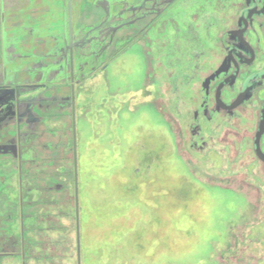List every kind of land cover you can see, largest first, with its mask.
<instances>
[{"label": "rangeland", "instance_id": "374dc122", "mask_svg": "<svg viewBox=\"0 0 264 264\" xmlns=\"http://www.w3.org/2000/svg\"><path fill=\"white\" fill-rule=\"evenodd\" d=\"M190 1L193 0L187 3ZM197 1L176 5L168 13L183 27L192 21V8ZM203 1L208 7L203 23L205 42H208L195 47L190 36L180 42L190 56L204 50L196 67V81L213 71L224 54L222 46L228 44L226 31L236 26L242 0ZM59 4L56 0L52 6ZM259 23L249 38L258 46V58L264 64V19ZM172 31V26L167 25L165 33L159 34L161 40L155 35L159 43L153 39L155 32H150L151 47L156 43L151 52L156 61L162 58L165 62L162 55L173 40ZM146 36L140 41L147 40L149 35ZM165 41L168 42L160 50ZM140 44H112L115 49L127 48V51L116 62L112 61L104 71L106 74H99L93 80L95 74L91 70L86 73L85 84L75 87L79 255L72 157L55 167L61 169L65 165L70 176L63 180L57 178V173L54 175L56 182L64 184V189L55 195V211L51 214L54 233L50 236L46 229L38 234L28 233L29 239L38 237L37 245L31 244L28 253L36 255L38 260H42V255H50L52 264H264V176L241 181L239 175L244 170L238 164V157L237 163L228 169L215 146L190 148L193 142L187 132L190 90H181L182 100L188 101L183 104L184 110L180 108L183 115L173 108L175 99L168 92L164 94L161 108L167 124L156 121L147 110L134 112L131 104L128 108L134 114H128L125 109L118 114V107L114 109L113 94L121 92L123 102L134 99V107L138 106L135 99L138 94L133 98L131 94L141 91L146 84ZM4 64L0 57V66ZM262 67L245 70L249 73ZM190 70L186 72L190 74ZM167 71L174 75L173 70ZM113 88L120 92H113ZM198 89L193 85L191 92ZM200 92L201 100L204 94ZM259 92L257 101L247 105L248 108L259 109L264 86ZM145 101L146 98L141 104ZM67 113L64 110L51 123L55 137V133L71 136ZM178 122L182 123L180 130ZM238 148L246 160V170L260 172L261 163L253 158L251 143ZM7 189L11 193L15 187L11 185ZM17 225L11 229L18 230ZM44 246H52L51 251L47 252ZM0 264H21V261L18 257H3Z\"/></svg>", "mask_w": 264, "mask_h": 264}, {"label": "flooded vegetation", "instance_id": "af4514ba", "mask_svg": "<svg viewBox=\"0 0 264 264\" xmlns=\"http://www.w3.org/2000/svg\"><path fill=\"white\" fill-rule=\"evenodd\" d=\"M0 1L3 4L5 0ZM15 1L9 0V3H12L10 14H12V8L15 9ZM129 1L131 0L125 2L127 4L125 7L128 8V15L122 14L120 18H117V15L113 16L115 12H112L110 13V16L113 17L112 20H108L109 17L104 16L102 20L96 18L92 22L90 21L89 26L85 23H83L85 25H82V23L78 25L82 31L90 33L97 31L96 39L98 40L93 46L90 43L82 44L79 40L73 38V44L77 41L79 49L82 50L78 49V52H74L72 60L65 50L54 56V58L57 57L56 60L45 59L44 61H39L40 58H37L32 66L37 67V69L50 71L49 75H45L39 82H34L32 78L26 75L20 76L14 71L15 61L20 56H18V52L12 43V40L14 41L15 39H11L8 42L7 30L16 27L17 29L14 32L18 33V38L20 37V32H23L33 39L40 36L43 37L42 33L46 30L42 28L38 30L30 25L22 26L15 20L10 21V17L8 19L10 14L4 15L5 21L3 23L0 22V57L1 64L5 63L1 65L2 67L0 66V258L18 257L21 264H52L50 255H42V261L38 260L36 255L33 257V253H28L30 245H37L38 239L36 236L34 239H29L28 233L35 231L38 234V231L46 229L50 232V236L53 235L54 227L52 224L54 218L51 214L55 211V195L64 189V184L56 182L54 175L57 173V178H62L63 180L70 176L69 169L65 165H62V170L55 167L60 161H70L71 157L75 188L77 256L79 255L75 87L79 88L80 84L82 86L85 84L88 78L86 73L94 70L93 80H95L97 75L107 73L104 71L107 70L112 61L116 62L118 58L122 57L127 48L123 51L115 49L112 47L114 43H128V45L141 43L140 49L143 54L142 58L146 75L144 88L137 93L131 94V98L138 94L135 98L138 103L137 107H134V99L123 102L122 92L118 95L113 94V107L114 109L118 107V114L124 109L129 112L128 114H134L133 110L128 108V105L131 104L134 112L147 110L156 117V121L160 120L167 124L166 116L163 115L164 111L161 107L162 101H164V94L168 92L171 95L170 97L175 99V101L173 100V108L177 113L181 107L184 110L183 104L189 101V113H187L189 115V126L187 127V132L189 139L193 138L190 148L200 150L205 149L207 146L210 148L215 146V150L217 149V152L225 159L228 169H232V166L237 163L236 158L238 157V164L244 170L242 173L239 172L241 181H245L243 178L246 177L258 180L264 176V112L262 111L264 97L260 98L262 102L258 110L247 107V105L252 106L257 101L260 94L259 90L264 86V64H261L258 58V46L250 41L249 35L247 40L251 44L252 52L245 50V48L239 49L237 42L230 40V32L237 28L236 20V26L226 31L227 41L231 42V44H223L224 54L219 59L215 69L196 81V67L199 65V61H202L204 50L201 53L196 52L193 57L187 54L183 50L184 48H181V43L186 35L190 36L191 43L195 47H199L202 42H208H205L206 32L203 26V23L206 22L204 21L205 12L208 10L206 2L203 0H193L189 3H187V0ZM195 1L198 3L192 8L194 9L192 21L180 27L176 19L168 13L169 10L176 5H191ZM254 1L257 9L260 7L262 0ZM84 6L89 8L98 6V9L107 7L106 0H91L90 4L86 0H81V12ZM249 6L252 7V4L250 3ZM4 7L6 8L7 5L4 4ZM244 8L245 6L243 5L239 6L238 15ZM200 12H204V15L200 16ZM1 14H4V10H2ZM252 18L247 34L255 33L256 27L253 20L257 18L264 19V16L254 15ZM78 19H82V15H78ZM102 21L105 22L104 25H100ZM167 25L172 26V32L176 31V34L171 41L172 45L170 44V47L168 46L164 52V56L162 55L165 58L163 63L162 58L156 61L151 54L153 47H156V43L151 47L150 32H155L154 40L157 38L155 35L161 40L159 34L165 33ZM260 25H262V22ZM104 26H107L105 31L99 34L98 31ZM51 30L49 29L45 36H51ZM124 31L129 32L123 33ZM16 33L14 34L15 37ZM143 33L144 35L142 36ZM147 34L149 35L148 39L140 41L141 37L147 38ZM119 38L121 39L119 40ZM159 40L157 39L156 42L159 43ZM70 41L67 40L66 44ZM167 42L165 41L160 45V50L164 48ZM71 45L68 43V49L69 47L71 48ZM230 49H233L232 56L234 60L229 59L228 64L223 66L224 68L226 67L225 72L211 78L223 63L227 51ZM235 50L239 51L240 56L234 52ZM58 60L60 61L59 63L63 64L61 68H57L56 62ZM11 62L12 66L10 65ZM234 63L238 67L234 83L219 88L222 80L235 72ZM174 65L175 67L172 69ZM259 65L263 67L249 73L245 70L252 66L259 67ZM12 67L13 70H11ZM188 68L194 72L190 70L191 72L188 74L186 72ZM167 69L173 70L174 75L168 72ZM252 74L257 75L248 84V86L250 85L249 90L245 92V96L248 97L232 108L224 107L222 104L229 106L233 103L243 87V82ZM104 76L106 77V75ZM60 80H63L64 83L60 82ZM188 84L190 87H186ZM44 85L46 88L43 87ZM191 85H196L199 88L198 91L204 94L203 99L200 100L201 94L198 95V91H195V93L191 92ZM183 88L190 90L187 92L190 94L187 102H184L181 97ZM30 90H33V93L27 92ZM115 91L118 90L113 88V92ZM145 98L146 101L141 104ZM64 110L68 112L67 116L71 120V136L68 131L66 137L61 133H55V137L51 130L53 128L51 123ZM180 114L183 115L182 112ZM217 116L220 118L217 119ZM181 124V122L177 124L180 127L179 130L181 129ZM260 127H262V131L258 137V148L262 153L261 157L257 154L255 148L256 136ZM221 132H224V134L219 135ZM249 142L251 143L252 148L250 151L253 158L261 163L260 172L247 171L246 160H243L237 150L238 147L247 146ZM3 185L6 186L5 189ZM11 185L15 187V190L9 193L7 188ZM262 189L264 190V187ZM12 222V226L16 223L19 224V226L17 225L18 230L11 229L12 226L10 227V225ZM44 247L47 252L52 249V246ZM45 258L48 259L47 263L44 262Z\"/></svg>", "mask_w": 264, "mask_h": 264}, {"label": "water", "instance_id": "95a60500", "mask_svg": "<svg viewBox=\"0 0 264 264\" xmlns=\"http://www.w3.org/2000/svg\"><path fill=\"white\" fill-rule=\"evenodd\" d=\"M53 1L56 0H16L15 1V9L12 11V14L8 15V19L10 17V21L15 20L18 24L22 26L30 25L33 28H37L38 30L45 29L46 31H43L42 36L39 38L33 39L25 35L23 32H20V37H17L15 40H12L13 46L15 50L18 52L19 59L15 61V69L16 73H18L20 76H28L33 79L34 82H39L42 80V78L45 75H49V70L47 69H37V67H33V62L37 60V58H40L39 61H44L45 59H49L52 61V59H57V57L54 58V56H57L59 52L66 51L71 60L73 59L72 56L74 55V52H78L79 46L77 44V41L74 42L73 40H79L82 44L90 43L93 46L95 45L97 38V31L96 32H87L82 31L78 25L81 23H89V21H93L94 19H103L104 16L109 17V19H113L112 16H110V13L115 12L113 15L114 17L117 15V18H120L122 14L128 15V8L125 6L127 5L125 2L127 0H106V6L102 7L100 9V12H97L98 6L89 8L88 6H84V9H82L81 12V0H59L60 4L52 6ZM133 0L129 1L132 2ZM86 2L91 3V0H86ZM250 3L252 4V7L249 6ZM12 4V3H11ZM240 5L245 6V8L241 11L240 15L237 17V28L232 30L230 32V40H234L237 42L239 49L249 50L252 52L251 44L248 42V26L252 22V17L254 15H262L264 16V0L260 2V7L256 9L255 1L254 0H242L239 2ZM205 9V8H204ZM114 10V11H113ZM78 15H82V19H78ZM85 15H88L86 17ZM86 17V19L84 18ZM262 19V18H261ZM89 20V21H88ZM107 20V21H108ZM260 19H254V26L256 27L257 23H259ZM4 14H1L0 22H4ZM79 21V24H78ZM109 22V21H108ZM105 22L102 21L100 25H104ZM260 24V23H259ZM176 25V24H175ZM177 26V25H176ZM107 26H104L100 29L99 34L101 32H104ZM58 28H60V31H58ZM17 28L12 27L9 28L7 31H11V33H8V42L11 41V36H14L16 32H14ZM52 29L50 32L49 37L45 36V33ZM176 34V31L174 32V35ZM186 34V33H184ZM74 36V37H73ZM187 36V35H186ZM185 36V37H186ZM18 38V39H17ZM74 38V39H73ZM7 39V38H6ZM67 40H71L69 43L72 44L71 48L68 49V43L66 44ZM191 40V39H190ZM231 44V42H228ZM79 49V50H78ZM233 49H230L227 51V54L224 58L223 63L218 67V69L214 72V74L211 76V78H214L215 76L219 75L222 72H225L226 67L224 68L226 64H228L229 59L234 60V57L232 56ZM235 53L240 56L239 51L235 50ZM52 54L51 56H49ZM58 60L57 68L62 67V63H59ZM233 65L235 68V72L232 73L230 76L226 77L222 80V82L219 84V88L225 86V85H231L234 83L236 77H237V70L238 67L237 64L234 63ZM12 66V62L10 64ZM13 70V67L12 69ZM73 70V66H72ZM257 75V74H256ZM254 74L248 76L245 81L243 82V87L240 90L238 96L233 101L232 104L229 106L222 104L224 107L232 108L241 102L244 101L247 97L245 96V92L249 90L248 84L251 82V80L256 76ZM32 81V82H33ZM60 82H63V80H60ZM42 86V85H41ZM45 87V85L43 86ZM46 88V87H45ZM218 88V89H219ZM30 93H33V90L27 91ZM218 101V99H217ZM262 111L264 112V106L262 107ZM262 131V127H260L258 134L256 136L255 141V148L257 154L261 157L262 153L260 152L258 148V137L260 136Z\"/></svg>", "mask_w": 264, "mask_h": 264}, {"label": "crops", "instance_id": "0c3cea01", "mask_svg": "<svg viewBox=\"0 0 264 264\" xmlns=\"http://www.w3.org/2000/svg\"><path fill=\"white\" fill-rule=\"evenodd\" d=\"M4 4L7 5V7H4ZM11 3H9V0H5L3 1V4L0 1V14L2 12V10H4V15H8L11 13V9H10Z\"/></svg>", "mask_w": 264, "mask_h": 264}]
</instances>
